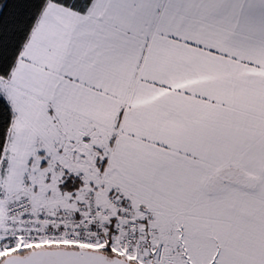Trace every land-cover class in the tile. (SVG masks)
Masks as SVG:
<instances>
[{"label": "snow or ice", "instance_id": "snow-or-ice-1", "mask_svg": "<svg viewBox=\"0 0 264 264\" xmlns=\"http://www.w3.org/2000/svg\"><path fill=\"white\" fill-rule=\"evenodd\" d=\"M0 264H264V0H0Z\"/></svg>", "mask_w": 264, "mask_h": 264}]
</instances>
